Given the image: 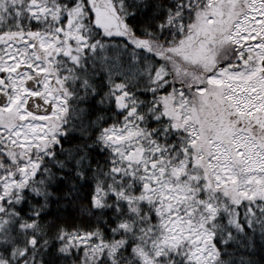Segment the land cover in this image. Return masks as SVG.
Masks as SVG:
<instances>
[{
	"label": "snow or ice",
	"instance_id": "snow-or-ice-1",
	"mask_svg": "<svg viewBox=\"0 0 264 264\" xmlns=\"http://www.w3.org/2000/svg\"><path fill=\"white\" fill-rule=\"evenodd\" d=\"M0 264H264V0H0Z\"/></svg>",
	"mask_w": 264,
	"mask_h": 264
}]
</instances>
